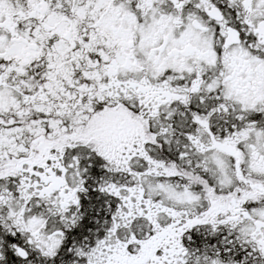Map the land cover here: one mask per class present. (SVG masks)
<instances>
[{
    "label": "snow or ice",
    "instance_id": "1",
    "mask_svg": "<svg viewBox=\"0 0 264 264\" xmlns=\"http://www.w3.org/2000/svg\"><path fill=\"white\" fill-rule=\"evenodd\" d=\"M0 264H264V0H0Z\"/></svg>",
    "mask_w": 264,
    "mask_h": 264
}]
</instances>
